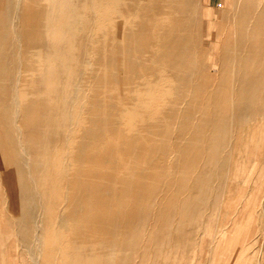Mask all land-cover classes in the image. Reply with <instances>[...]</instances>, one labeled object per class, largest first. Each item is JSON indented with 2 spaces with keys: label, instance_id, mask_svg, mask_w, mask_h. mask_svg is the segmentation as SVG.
I'll return each instance as SVG.
<instances>
[{
  "label": "bare ground",
  "instance_id": "bare-ground-1",
  "mask_svg": "<svg viewBox=\"0 0 264 264\" xmlns=\"http://www.w3.org/2000/svg\"><path fill=\"white\" fill-rule=\"evenodd\" d=\"M120 1L134 19L111 37L101 20L115 0H0L1 178L33 264H113L125 234L128 252L135 245L152 196L145 233L159 220L180 229L228 162L234 125L264 119L254 100L264 75V0H235V34L226 37L212 93L196 78L195 46L178 36L184 20L165 30L155 16L185 2L191 24L195 0ZM135 27L153 34L146 50L136 46ZM116 105L125 115L107 111ZM117 119L113 160L90 131ZM163 179L169 190L159 188ZM10 257L2 251L0 264Z\"/></svg>",
  "mask_w": 264,
  "mask_h": 264
},
{
  "label": "rangeland",
  "instance_id": "rangeland-1",
  "mask_svg": "<svg viewBox=\"0 0 264 264\" xmlns=\"http://www.w3.org/2000/svg\"><path fill=\"white\" fill-rule=\"evenodd\" d=\"M235 4V0H195L192 3L195 6V17L191 24L188 21L191 10L187 9L185 2H168L164 9L158 8L155 15L159 27H166L165 30L175 23L176 18L184 20L183 30L178 36L186 33V40L195 46L197 70L201 69L196 78L199 82H207L204 86H207L209 93H212L213 86L218 84L223 73L221 55L228 41L226 37L235 34L232 26L234 18L230 11L234 10ZM240 5L242 6L239 2L237 9ZM106 6L101 29L113 37V32L119 34L134 17L129 13L130 7L120 0L107 3ZM168 11L171 16L167 15ZM141 20L143 17L135 19L136 23ZM223 30L226 31L224 37ZM142 33L141 36V30L135 27L136 46L146 50L153 34L147 28ZM108 54L106 58L108 56L112 59L113 52ZM119 68L122 70L121 66ZM100 69H103L102 65ZM123 71L125 72V68ZM123 71L117 75L123 76ZM226 89L228 90L227 86L224 91ZM254 100L264 109V75ZM226 105L229 107L228 103ZM112 109L116 117L117 114L125 115V109L119 105L108 107L107 111L111 112ZM120 120H113L110 127H104L100 132L98 128L90 131L93 135L95 133L94 139L98 142V148L106 153V157L114 155L113 147L119 140L116 128ZM248 123L239 125L240 127L234 125L232 128V137L228 139L227 147L228 164H223L218 175L214 177L212 186L203 190L180 229L169 230L164 226L163 220H159L153 226L152 235L145 233L153 221L154 215L151 211L156 207L157 196H152L148 200L150 214L146 223L141 224L143 227L138 232L135 245L128 252L125 234L118 242L113 264H264V119L258 116L256 120ZM50 137L57 139L56 134ZM109 158L106 164L113 162ZM8 161L10 163V159ZM2 174H8V167L0 157V234L3 235L5 244L0 253L8 250L10 258H14L13 261L17 264H33L25 259L26 244L21 239L28 231L10 217L13 216L10 213V192L4 186ZM166 184L167 180L163 179L159 188L169 190ZM125 207H129L128 203ZM66 243L64 240L63 245ZM13 261L11 264H14Z\"/></svg>",
  "mask_w": 264,
  "mask_h": 264
}]
</instances>
